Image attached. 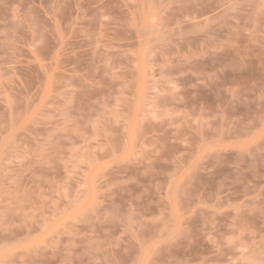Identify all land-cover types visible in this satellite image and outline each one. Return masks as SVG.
<instances>
[{
  "label": "rangeland",
  "instance_id": "1",
  "mask_svg": "<svg viewBox=\"0 0 264 264\" xmlns=\"http://www.w3.org/2000/svg\"><path fill=\"white\" fill-rule=\"evenodd\" d=\"M0 264H264V0H0Z\"/></svg>",
  "mask_w": 264,
  "mask_h": 264
}]
</instances>
